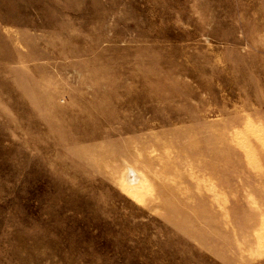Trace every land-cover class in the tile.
<instances>
[{
	"label": "rangeland",
	"instance_id": "374dc122",
	"mask_svg": "<svg viewBox=\"0 0 264 264\" xmlns=\"http://www.w3.org/2000/svg\"><path fill=\"white\" fill-rule=\"evenodd\" d=\"M0 264H264V0H0Z\"/></svg>",
	"mask_w": 264,
	"mask_h": 264
},
{
	"label": "bare ground",
	"instance_id": "6f19581e",
	"mask_svg": "<svg viewBox=\"0 0 264 264\" xmlns=\"http://www.w3.org/2000/svg\"><path fill=\"white\" fill-rule=\"evenodd\" d=\"M136 174L134 171H132V170H130V172L125 176V180H126V182H125V184H126V186H127V184L129 185V187L131 186L130 184H132V182L134 181V179H136L139 183H140V181L142 180V179H140V180H138V178H137V175H135L134 176V174Z\"/></svg>",
	"mask_w": 264,
	"mask_h": 264
}]
</instances>
